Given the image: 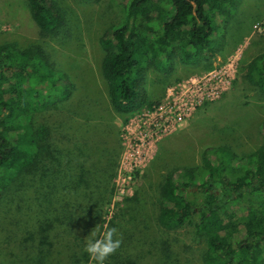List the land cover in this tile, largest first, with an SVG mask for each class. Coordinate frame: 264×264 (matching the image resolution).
I'll return each instance as SVG.
<instances>
[{
	"label": "trees",
	"instance_id": "1",
	"mask_svg": "<svg viewBox=\"0 0 264 264\" xmlns=\"http://www.w3.org/2000/svg\"><path fill=\"white\" fill-rule=\"evenodd\" d=\"M122 1L123 21L105 32L101 46L110 104L126 124L160 106L145 89L151 70L169 75L177 60L211 64L225 44L227 31L220 37V29L240 0H172V13L162 0ZM28 6L42 36L63 25L52 0H28ZM36 58L42 59L31 50L0 46L2 264H88L86 238H101L112 227L122 244L105 264H185L172 234L187 225L206 236L203 264H264V144L240 158L246 164H236L230 152L228 164L215 148L204 152L196 168H169V157L160 163L156 158L148 179L158 172L159 181L114 202L122 148L116 126L77 123L81 129H74L66 119L45 120L37 129L34 118L56 112L53 107L70 98L72 86L48 65L40 74ZM244 78L264 90L263 55L248 65ZM85 132L101 138L93 142L108 149L105 156L85 155L75 146ZM108 132L114 146L105 139ZM64 250L67 261L59 258Z\"/></svg>",
	"mask_w": 264,
	"mask_h": 264
},
{
	"label": "rangeland",
	"instance_id": "2",
	"mask_svg": "<svg viewBox=\"0 0 264 264\" xmlns=\"http://www.w3.org/2000/svg\"><path fill=\"white\" fill-rule=\"evenodd\" d=\"M162 1L163 6L172 13V0ZM122 2L52 0L62 14L64 23L55 34L45 37L30 14L28 0H0V46L9 45L20 50H31L34 55L39 54L42 62L36 58L34 64L40 74L47 73L43 65H48L54 72L64 73L72 86L70 98L59 101L53 107L56 112L44 118L35 117L33 124L41 129L45 120L51 124H62L68 119L74 129H81L77 123H100L109 128L115 125L122 148L114 202L125 196H133L143 186L149 188L159 181L158 172L148 179L151 164L156 158L160 163L169 157L166 161L169 168H196L202 166L204 152L208 148H215L228 164L231 162L230 153L235 156L236 164L245 163L240 158L256 153L264 144V133L261 131L264 90L244 78L248 65L258 56H264V0H240L229 24L220 29V37L227 31L225 44L212 58L211 64L185 65L177 60L169 75L154 70L147 73L145 89L149 99L160 101V106L168 113L166 116L171 117L175 111L178 112L181 104L189 100L186 94L193 93L194 87L188 83L190 80L207 76L230 59L235 62L234 79L220 98L195 102L190 116L184 119L182 125L160 131L152 140L146 138L145 147L137 138L147 129L143 123L150 121L142 116L147 112L154 114L158 107L135 114L124 124V119L112 109L107 83L102 75L104 51L101 39L107 30L122 23ZM260 40L262 43L258 42ZM169 89H174V96H170ZM159 114L154 116L158 117ZM109 133L105 139L108 138L109 144L114 146L116 139ZM83 135L84 141L75 143L83 154L95 157L107 154L106 147L95 144L101 138L91 137L86 132ZM15 138L16 134H12L11 140ZM160 172L166 173L164 169ZM220 191L217 190L218 193ZM113 210L114 204L107 208V220L112 218ZM172 237L185 264H203L202 256L206 250L204 234L196 232L194 226L187 225L174 232ZM59 258L67 261L66 251ZM88 264L95 262L91 259Z\"/></svg>",
	"mask_w": 264,
	"mask_h": 264
},
{
	"label": "built area",
	"instance_id": "3",
	"mask_svg": "<svg viewBox=\"0 0 264 264\" xmlns=\"http://www.w3.org/2000/svg\"><path fill=\"white\" fill-rule=\"evenodd\" d=\"M234 63V60L230 59L229 62L220 69L212 71L207 76L190 80L188 83L192 84L194 87L192 94H186L190 101L188 100L186 103L181 104V106L178 108V112L175 111L174 115H171V117L166 116L168 113L164 111L163 106H159L156 109L157 112H154V114H150V112L144 113L142 117H146L150 123H143L147 129L145 130V133H140L141 137L137 138L138 141H140L141 146L145 147L146 140H152L154 135H156L158 132L166 131L167 129L176 125H182L184 119L190 116L195 102L199 101V103H201L204 100L210 102L220 98L221 94L228 89L231 81L234 79ZM173 91L174 89L168 90L170 96H174ZM189 92L190 91L187 93ZM174 104H177V101H174ZM156 113H160L158 117L154 116ZM154 131L155 133L152 134ZM149 144L150 142H148V145Z\"/></svg>",
	"mask_w": 264,
	"mask_h": 264
},
{
	"label": "clouds",
	"instance_id": "4",
	"mask_svg": "<svg viewBox=\"0 0 264 264\" xmlns=\"http://www.w3.org/2000/svg\"><path fill=\"white\" fill-rule=\"evenodd\" d=\"M96 236V231L91 232V237ZM122 244V238L115 227L107 229L101 238H86L84 251L95 261V264H105V261L114 255Z\"/></svg>",
	"mask_w": 264,
	"mask_h": 264
}]
</instances>
